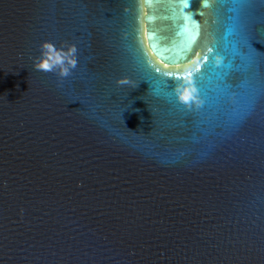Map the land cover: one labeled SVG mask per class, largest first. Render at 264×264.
<instances>
[{
  "label": "water",
  "instance_id": "1",
  "mask_svg": "<svg viewBox=\"0 0 264 264\" xmlns=\"http://www.w3.org/2000/svg\"><path fill=\"white\" fill-rule=\"evenodd\" d=\"M193 3L0 0V264H264V0Z\"/></svg>",
  "mask_w": 264,
  "mask_h": 264
},
{
  "label": "clouds",
  "instance_id": "2",
  "mask_svg": "<svg viewBox=\"0 0 264 264\" xmlns=\"http://www.w3.org/2000/svg\"><path fill=\"white\" fill-rule=\"evenodd\" d=\"M76 52L75 45L68 44L57 48L53 42L44 40L40 44V55L35 58L34 65L38 70L43 71H55L59 69V75L67 76L70 69L76 66ZM190 94L193 95V92L178 88L177 100L183 101Z\"/></svg>",
  "mask_w": 264,
  "mask_h": 264
},
{
  "label": "snow or ice",
  "instance_id": "3",
  "mask_svg": "<svg viewBox=\"0 0 264 264\" xmlns=\"http://www.w3.org/2000/svg\"><path fill=\"white\" fill-rule=\"evenodd\" d=\"M176 4L180 7L181 12H184L185 9H187L190 5L192 7H195V3H193V0H175ZM200 2H202L204 7H212L213 4L215 3H223L224 0H200ZM234 3L237 2H243V0H233ZM201 15H203V13H200ZM186 19H190V17H186ZM197 27H199V25H197ZM209 51H211V49H209ZM205 60H207V57H204ZM157 72H159V69H156ZM168 76H172L173 74L171 72L167 73ZM176 80H179L180 77L176 76L175 77ZM194 83H196L194 81ZM191 92L199 94L200 92V84L196 83V87H194ZM195 102V98L193 97V95H189L185 100L183 101H178V103L182 106L185 107L187 110H191L192 109V105ZM203 106V101L200 102H196V107L200 108Z\"/></svg>",
  "mask_w": 264,
  "mask_h": 264
}]
</instances>
